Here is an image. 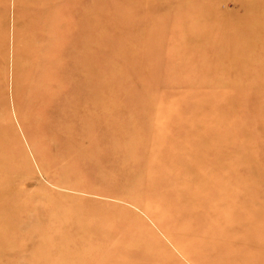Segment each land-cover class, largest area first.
I'll use <instances>...</instances> for the list:
<instances>
[{
    "label": "rangeland",
    "instance_id": "374dc122",
    "mask_svg": "<svg viewBox=\"0 0 264 264\" xmlns=\"http://www.w3.org/2000/svg\"><path fill=\"white\" fill-rule=\"evenodd\" d=\"M77 1L80 19L69 24L67 5ZM253 8L251 0H0V119L21 169L7 204L23 211L12 218L18 227L0 226V264H264V34L243 56L226 50L238 26L264 32V12L254 20ZM53 43L77 49L79 70L95 76L97 119L111 120L112 137L118 125L125 133L98 159L77 137L80 119H43L31 102ZM53 131L73 143L48 140ZM208 138L254 192L246 200L254 211L244 212L252 230L246 222L229 230L180 200L191 155L179 148Z\"/></svg>",
    "mask_w": 264,
    "mask_h": 264
},
{
    "label": "bare ground",
    "instance_id": "6f19581e",
    "mask_svg": "<svg viewBox=\"0 0 264 264\" xmlns=\"http://www.w3.org/2000/svg\"><path fill=\"white\" fill-rule=\"evenodd\" d=\"M251 1L252 5L256 7L253 8L256 15L253 16L252 14V19L259 21L261 14L264 12V0ZM78 5V1L74 5H67V12L75 11L73 15L69 14L70 20L66 19L68 23L70 22L69 24L78 22L80 19V16H77L80 11ZM66 21L60 27V30H66ZM241 28L242 26L237 27V31L234 32L236 36L226 45L228 46L226 50L233 48L234 51L241 52L243 56L246 53L244 49H247L250 45L252 48L256 47L261 43L259 41L262 39L264 32L257 30L255 26L247 27L246 25L244 29ZM57 47V44L53 43L52 48L56 49V52L42 61L41 70L45 69L46 74H41L33 82L31 102L33 103L36 98L38 99L36 104L40 106L39 113L43 116V119H71V117L72 119H80L82 129L78 132L77 137L81 141L88 142L92 152L95 156H98V159L104 151L107 152L110 149L112 138L120 135L125 136V133L118 125L115 126V133L112 137L113 132L107 124V121L111 120L97 119L95 103L92 100L96 90L95 76L88 75V73L86 75L84 72L86 75L85 81L81 80L80 77H84V74L79 70L81 66L76 60L78 58L77 49H69L66 52L65 46L62 45L58 52ZM85 94L90 95L91 98L83 99L82 96ZM99 121H101V125H97ZM57 123L48 121L46 126L49 129H54V127L59 126ZM1 124L2 120L0 119V220H2L0 226L14 228L20 225L19 222L12 221L17 212L7 203L16 198L15 185L18 182L21 169L19 167L20 161L13 155V149L9 146V141ZM62 133L49 132L48 140L53 141L55 137H61L64 139L65 147L69 142L73 143V140L70 139L71 133ZM190 142L188 141L189 144ZM219 146H221L219 141L208 138L195 147L179 148L180 151L191 155L190 160L184 164L187 179L180 200L183 203L202 205L204 214L207 213L208 215V212H210V216L215 215L218 221L229 227V230L237 232L243 230L242 225L245 222L249 224L247 229L252 230L255 228L254 218L250 216L247 218L244 212L254 211L251 202L249 200L246 202L247 199H252L254 192L242 181V176L236 174L232 177L229 171H232V168L237 166L238 163L229 162L227 156L220 151ZM112 149L109 153L114 152ZM206 168L209 171L204 173ZM248 196L251 197L248 198ZM243 197H247L244 202L242 201ZM22 212L20 211L17 214ZM187 214L191 216L192 212L189 211Z\"/></svg>",
    "mask_w": 264,
    "mask_h": 264
}]
</instances>
